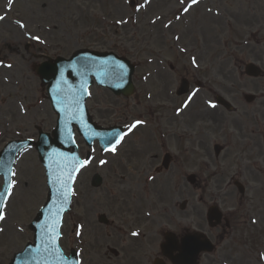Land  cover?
I'll return each instance as SVG.
<instances>
[{
	"label": "rangeland",
	"instance_id": "rangeland-1",
	"mask_svg": "<svg viewBox=\"0 0 264 264\" xmlns=\"http://www.w3.org/2000/svg\"><path fill=\"white\" fill-rule=\"evenodd\" d=\"M128 1L0 2V16L6 17L0 20V148L15 138L35 139L38 130L48 132L55 125L45 86L35 72L38 64L67 58L78 49L124 56L136 65L134 94L114 96L93 85L86 104L98 124L122 125L127 134L116 153L102 156L97 150L82 171L72 210L64 217L65 241L71 238L74 221L91 225L105 240L106 230L97 215L112 217V211L120 216L123 205L133 208L134 196H139L141 210H152L156 220L170 224L165 226L203 230L217 242L218 229L210 230L205 218L207 207L217 204L236 227L248 230L241 243L249 238V247L234 248L246 255L243 260L248 256L251 264H261L256 253L259 240H264V75L248 78L243 66L254 62L264 72V0H201L190 14L179 11L188 0L185 5L180 0H150L147 5L135 0L134 7ZM139 5L144 7L137 12ZM156 17L161 19L153 25ZM118 19L128 22L116 24ZM18 21L26 27L20 28ZM168 21L171 26L163 28ZM33 35L45 42L31 39ZM182 78L189 81L191 91L179 97L175 92ZM244 94H254L256 100L247 103ZM215 95L228 100L234 111L209 107ZM189 96L192 100L184 107ZM135 120L145 121V126L127 132ZM77 143L85 156L89 149L80 137ZM215 143L224 148L219 156L212 150ZM165 153L171 155L169 168L158 173L155 169ZM100 160L109 163L101 165ZM14 171L15 195L5 208L7 221L0 223L5 228L0 233V264H7L32 240L28 225L47 195L34 149L17 160ZM93 172L101 174L105 184L87 190ZM188 174L196 176L194 185L186 182ZM233 180L243 184V195ZM117 193L123 195L118 198ZM122 197L130 201L128 205ZM183 201L187 205L182 211ZM217 255V250L204 255L200 264H217Z\"/></svg>",
	"mask_w": 264,
	"mask_h": 264
},
{
	"label": "water",
	"instance_id": "water-1",
	"mask_svg": "<svg viewBox=\"0 0 264 264\" xmlns=\"http://www.w3.org/2000/svg\"><path fill=\"white\" fill-rule=\"evenodd\" d=\"M119 65H124V68L120 69ZM132 70V66L127 61L118 59L113 54H97L88 51L76 52L70 60L58 58L54 62H45L38 67L37 72L43 83L48 84L49 99L58 115L57 127L53 132L54 138L51 139L47 134L40 133L36 143L39 157L46 168L50 191L46 206L42 208L30 225L35 233L34 244H29L23 252L16 254L12 264H63L53 253L49 234L55 235L51 228L53 223H56L58 233L62 215L69 207L71 185L79 168L77 165V170H72L73 164L77 160L74 154L76 152L75 150H73L74 153L69 152L68 149V146L72 144V126L77 124L79 132L83 135L92 134L93 137L87 140L89 143L95 136H98L99 140H105L104 144H111L114 142L113 138L117 136V130L110 129L106 132L94 127L87 114L81 109L80 103H83L85 98L84 94L90 82V76H94L98 83L108 86L116 94L130 93ZM245 72L255 77L260 73L253 64H247ZM186 90V84H183L178 94ZM245 98L247 101L253 99L252 96ZM217 99L226 109H231L230 105L222 98L218 97ZM91 127L98 132L93 133ZM30 144V141L9 143L0 154V171L3 169L6 171L17 152ZM60 145H62V150L59 148ZM215 149L218 153L219 147ZM65 181H67V187L64 186ZM240 190L242 189L240 188ZM66 193L67 198L65 199ZM208 216L209 219L219 221L216 207L210 208ZM207 245V241L201 240L198 234L187 236L183 240V249L179 259L177 257L171 260L176 264H194L198 252L205 249ZM207 250H211V248H207ZM68 261L74 264L75 259L72 258Z\"/></svg>",
	"mask_w": 264,
	"mask_h": 264
},
{
	"label": "flooded vegetation",
	"instance_id": "flooded-vegetation-1",
	"mask_svg": "<svg viewBox=\"0 0 264 264\" xmlns=\"http://www.w3.org/2000/svg\"><path fill=\"white\" fill-rule=\"evenodd\" d=\"M135 221L125 220L118 225L121 230L114 231L108 235L109 244L104 242L92 245L83 244L85 232L79 231L81 235L74 237L73 245L84 255L87 262L100 260L105 264H152L156 259H162L166 262L161 250V244L164 241L165 234L168 232L164 228L147 229L144 231L142 224L139 222L138 211L135 213ZM113 223H108V226H113ZM92 231V230H91ZM138 231L140 236L133 237L132 232ZM84 233V234H83ZM178 234V238H179ZM227 231L222 230L219 234L221 243L225 242ZM181 237V236H180ZM103 245V246H101ZM106 247V252L101 249ZM229 251V252H227ZM232 249H221L218 255L220 263H231L235 257Z\"/></svg>",
	"mask_w": 264,
	"mask_h": 264
},
{
	"label": "snow or ice",
	"instance_id": "snow-or-ice-1",
	"mask_svg": "<svg viewBox=\"0 0 264 264\" xmlns=\"http://www.w3.org/2000/svg\"><path fill=\"white\" fill-rule=\"evenodd\" d=\"M150 2V0H145V5H147ZM201 2V0H188V3L186 4V6L182 7L181 9H179L180 12H183L185 14H190V10L193 6H198L199 3ZM12 0H9V5H11ZM181 5H185V0H180ZM144 7V5H139L136 6V11L139 12L141 11V9ZM209 11H211V9H209ZM219 14V13H217ZM6 17L4 16H0V20H4ZM161 18L160 17H156L154 20L151 21V23L153 25H155L157 23V21H159ZM175 19L177 21L181 20V16L180 15H176ZM128 21L127 20H123V19H118L115 21L116 24H126ZM18 26L20 28H25L26 25L22 22H17ZM171 21H168L167 23H164L162 26L165 29H168L171 26ZM31 39L43 44L45 41L41 39L40 36L38 35H33L31 36ZM174 39L176 41H180L181 37L180 36H176L174 37ZM181 51H186V49H181ZM3 62L0 61V64H2ZM192 63L193 65H197V61H196V57H192ZM7 67L11 68L12 65H7ZM120 69L124 68V65H119L118 66ZM120 75L122 76L123 73L121 72ZM193 95H195V93H193ZM192 100V96H189L188 101L185 102L184 107H188L189 106V101ZM209 107L211 108H215V104H212L211 102H209ZM178 112H180V109H177ZM145 123V121L142 120H135L131 125L127 126V132H132L134 129H136L138 126H141ZM127 133H118L116 137L113 138L111 147L109 149H106L112 153H116L118 151L117 149V145L121 144V142L124 139V136ZM91 163V159H87V160H76L73 164V171H76L77 168L76 166L78 165L79 168H86L89 164ZM109 162L106 160H100V164L101 165H107ZM17 175V173L15 171H13L11 168H9L6 172H5V179H6V184L7 186L4 188L3 191H0V223H4L7 221V213L5 212V208L7 207V202L10 201V197H14L15 193H14V189L17 186V180L13 179L11 177H15ZM69 179H71V177H69ZM65 187H67V181H65ZM67 198V193L65 194V199ZM253 223H256L255 220H253ZM47 227V226H46ZM52 233H55V235H51L49 234V242L52 245L53 248V253L55 255L58 256V258L63 262V264H72V262L68 261L62 254V252L60 251L58 245L56 244V240L58 237V233L56 231V223H53L52 226ZM5 231L4 227H0V233H3ZM78 236L81 235V233L78 231L76 233ZM131 235L133 237H137L140 236L141 233L138 231H134L131 233ZM260 259L264 260V253H262L260 255ZM74 264H80V261L77 260L74 262Z\"/></svg>",
	"mask_w": 264,
	"mask_h": 264
},
{
	"label": "bare ground",
	"instance_id": "bare-ground-1",
	"mask_svg": "<svg viewBox=\"0 0 264 264\" xmlns=\"http://www.w3.org/2000/svg\"><path fill=\"white\" fill-rule=\"evenodd\" d=\"M2 0H0V2H1ZM13 31V33L14 34H18V31H14V30H12Z\"/></svg>",
	"mask_w": 264,
	"mask_h": 264
}]
</instances>
